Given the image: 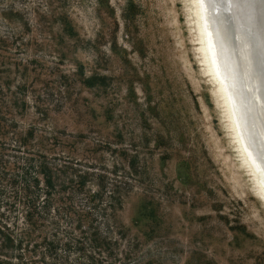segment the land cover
Returning <instances> with one entry per match:
<instances>
[{
  "label": "rangeland",
  "instance_id": "rangeland-1",
  "mask_svg": "<svg viewBox=\"0 0 264 264\" xmlns=\"http://www.w3.org/2000/svg\"><path fill=\"white\" fill-rule=\"evenodd\" d=\"M196 7L0 0V117L72 160L112 169L138 157L120 215L142 264H264V201L208 73Z\"/></svg>",
  "mask_w": 264,
  "mask_h": 264
},
{
  "label": "trees",
  "instance_id": "trees-1",
  "mask_svg": "<svg viewBox=\"0 0 264 264\" xmlns=\"http://www.w3.org/2000/svg\"><path fill=\"white\" fill-rule=\"evenodd\" d=\"M0 117V264H142L121 221L138 157L112 169L35 147Z\"/></svg>",
  "mask_w": 264,
  "mask_h": 264
},
{
  "label": "bare ground",
  "instance_id": "bare-ground-1",
  "mask_svg": "<svg viewBox=\"0 0 264 264\" xmlns=\"http://www.w3.org/2000/svg\"><path fill=\"white\" fill-rule=\"evenodd\" d=\"M196 4L208 73L226 106L255 192L264 201V0H196ZM213 97L221 108L215 93Z\"/></svg>",
  "mask_w": 264,
  "mask_h": 264
},
{
  "label": "water",
  "instance_id": "water-1",
  "mask_svg": "<svg viewBox=\"0 0 264 264\" xmlns=\"http://www.w3.org/2000/svg\"><path fill=\"white\" fill-rule=\"evenodd\" d=\"M260 172V171H259ZM264 174V173H263ZM261 177H262V174H261ZM263 178V181H264V177H262Z\"/></svg>",
  "mask_w": 264,
  "mask_h": 264
}]
</instances>
